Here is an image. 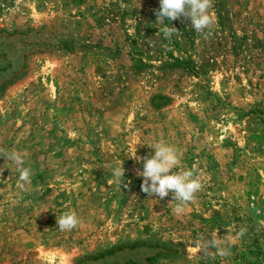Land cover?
<instances>
[{
    "label": "rangeland",
    "instance_id": "1",
    "mask_svg": "<svg viewBox=\"0 0 264 264\" xmlns=\"http://www.w3.org/2000/svg\"><path fill=\"white\" fill-rule=\"evenodd\" d=\"M158 9L0 0V149L31 169L0 156V264H264V0H212L202 33ZM158 142L203 185L180 215L140 188Z\"/></svg>",
    "mask_w": 264,
    "mask_h": 264
},
{
    "label": "clouds",
    "instance_id": "2",
    "mask_svg": "<svg viewBox=\"0 0 264 264\" xmlns=\"http://www.w3.org/2000/svg\"><path fill=\"white\" fill-rule=\"evenodd\" d=\"M211 8L212 0H159V9L155 11L156 21L164 25L165 21L171 22L181 17L189 18L194 30L202 33L206 29L210 30L213 26V18L209 11ZM163 31L166 37L178 32L172 26H165ZM152 148L154 154L150 157H135L137 162L143 161L142 171L137 170V175L142 177L141 191L148 194V196L155 195L159 199L165 198L171 191L174 200L177 201L173 209L174 213L183 214L186 206L194 201L196 193L202 189V182L194 175L192 170L173 171L180 163V157L172 146L164 142H158ZM0 156L18 165L21 187L30 183L31 169L23 167L24 161L20 154L9 153L4 149H0ZM123 176L124 169L121 164L113 170V177L121 184ZM79 223L75 211H65L58 219L56 218V226L61 231H70L76 228ZM245 232L246 228H241L237 236H243ZM225 244L226 241L217 236L208 242L201 241L196 246L201 252H206L209 248L215 247L221 256H225L228 254V249L224 247Z\"/></svg>",
    "mask_w": 264,
    "mask_h": 264
}]
</instances>
